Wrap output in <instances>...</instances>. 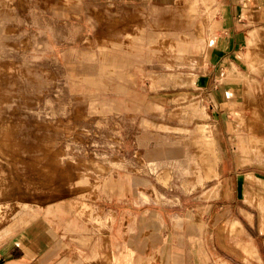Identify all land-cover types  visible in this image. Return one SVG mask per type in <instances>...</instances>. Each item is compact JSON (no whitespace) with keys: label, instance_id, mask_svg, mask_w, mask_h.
<instances>
[{"label":"rangeland","instance_id":"rangeland-1","mask_svg":"<svg viewBox=\"0 0 264 264\" xmlns=\"http://www.w3.org/2000/svg\"><path fill=\"white\" fill-rule=\"evenodd\" d=\"M80 11L0 0V245L21 215L53 210L113 234L133 210L158 212V227L126 224L118 250L167 238L202 264H264V76L248 78L264 67L234 66L219 80L229 98L215 110L204 101L201 125L125 114L107 98V75L121 72L93 61L106 48L82 46Z\"/></svg>","mask_w":264,"mask_h":264},{"label":"crops","instance_id":"crops-1","mask_svg":"<svg viewBox=\"0 0 264 264\" xmlns=\"http://www.w3.org/2000/svg\"><path fill=\"white\" fill-rule=\"evenodd\" d=\"M71 1L81 9L82 46L106 48L93 61L121 72L107 75L114 80L107 98L125 114H165L170 126L201 125L204 101L215 110L229 98V83L223 90L219 80L232 77L234 66L264 67V0ZM188 16H195L193 23ZM117 186L123 195L122 178L115 179ZM52 212L21 215L0 245V264H202L199 253L167 238L157 247L118 250L112 245L121 242L131 225L155 231L158 212L138 217L130 210V217L118 216L113 234L92 232L79 217ZM177 227H183L180 217Z\"/></svg>","mask_w":264,"mask_h":264},{"label":"bare ground","instance_id":"bare-ground-1","mask_svg":"<svg viewBox=\"0 0 264 264\" xmlns=\"http://www.w3.org/2000/svg\"><path fill=\"white\" fill-rule=\"evenodd\" d=\"M252 37H253V36H252ZM256 38H257V37H256ZM252 44H253V43H252ZM255 44H256V43H255ZM256 56H257V55H256ZM251 57H252V56H251ZM228 73H230V72H228ZM231 78H232V77H231ZM233 78H234V77H233ZM210 141H212V140L210 139ZM214 142H215V141H214ZM214 142H213V143H214ZM206 143H207V141H206ZM209 144L211 145V147H213V146H212V143H209ZM209 144H208V145H209ZM213 145H214V144H213ZM207 147H208V146H207ZM207 149H208V148H207ZM207 151H209V150H207ZM214 151H215V150H214ZM209 152H211V151H209ZM214 157H216V156H214ZM215 159H216V158H215ZM214 167H215V166H214ZM209 170H210V169H209ZM214 172H215V170H214ZM214 172H213V173H214ZM3 214H4V212L2 213V210H1V208H0V222L2 221V219H3V217H4ZM232 226L234 227L235 224H233Z\"/></svg>","mask_w":264,"mask_h":264}]
</instances>
